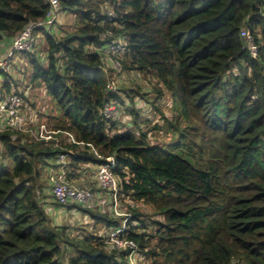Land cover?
<instances>
[{
    "label": "trees",
    "instance_id": "trees-1",
    "mask_svg": "<svg viewBox=\"0 0 264 264\" xmlns=\"http://www.w3.org/2000/svg\"><path fill=\"white\" fill-rule=\"evenodd\" d=\"M56 1L51 28L66 14L74 22L60 36L41 29L36 50L21 54L31 82L18 87L10 66L0 72L1 94L18 95L23 108L33 82L44 89L52 113L32 117L61 137L55 147L54 138L38 140L0 123V264H129L127 252L111 250L104 239L121 218L77 208L94 229L102 227L101 237L72 235L51 222L44 171L68 151L69 182L84 165L114 159L119 195L135 204L126 206L125 234L143 263L264 264V0ZM49 8L47 0H0V46L44 21ZM241 32L253 39L255 57ZM113 38L126 45L123 70L156 80L152 113L170 97L164 125L141 122L127 96L132 128H118L125 97L106 89L102 67L110 70L96 52ZM110 102L117 111L105 119ZM34 120L29 127L37 132Z\"/></svg>",
    "mask_w": 264,
    "mask_h": 264
},
{
    "label": "built area",
    "instance_id": "built-area-1",
    "mask_svg": "<svg viewBox=\"0 0 264 264\" xmlns=\"http://www.w3.org/2000/svg\"><path fill=\"white\" fill-rule=\"evenodd\" d=\"M49 4V11L46 14L44 21L29 25L25 27L10 44L7 51L0 56V72L7 70V67L11 66L14 59L22 56L21 54H30L36 50L38 36L41 34V29L49 30L56 22L57 19V1L47 0ZM107 21L113 20L111 11H107ZM241 37L247 41V47L250 55L255 57L257 54V48L254 45L253 39L248 33L241 32ZM107 38H112V34L107 32L105 35ZM96 52L101 56L102 61L107 67L113 71L108 76L109 81L106 83V89L113 93L116 91V80L112 79L111 76L116 77L119 73L118 67L120 66V60L126 53V45L121 38H113L104 46L96 49ZM102 70L108 73V71L102 67ZM21 98L16 94H7L4 96L0 92V123L3 122V127L14 130L24 131L25 121L20 115L22 112ZM117 111V104L110 102L106 104L102 109V116L105 119L114 117ZM51 139V138H50ZM73 144V142H71ZM81 145V143H74ZM54 146L59 147V142L54 139ZM92 153L97 156L99 155L92 149ZM71 152L60 154L55 159L56 163L54 168L48 175V182L50 185V195L53 200L61 207L66 206H78L86 209H94V203H96L95 195L92 194L88 189L79 186L70 185L66 179V171L68 168V162L70 160ZM115 162L112 157L104 159L102 163L96 169L95 173V186L99 193L107 194L110 200V213L115 217H120V202L119 188L114 174ZM129 216L124 218L127 221ZM127 224L123 223L119 227L109 229L104 236L105 243L111 250L127 252V260L129 264H134L133 259L138 255L137 246L127 239L126 236ZM136 264V263H135Z\"/></svg>",
    "mask_w": 264,
    "mask_h": 264
},
{
    "label": "rangeland",
    "instance_id": "rangeland-1",
    "mask_svg": "<svg viewBox=\"0 0 264 264\" xmlns=\"http://www.w3.org/2000/svg\"><path fill=\"white\" fill-rule=\"evenodd\" d=\"M107 7H112L110 6H106L105 9ZM63 17H66L63 19V21H60V26L57 27L56 32H53L50 34L52 36H60L63 33L62 32H68L70 29V26L72 25V23L74 22L73 18L71 19L70 15L66 14ZM69 18V19H68ZM62 31V32H61ZM48 32V33H49ZM43 35V34H42ZM41 34L38 36V39H40ZM42 45L43 47L46 45V39H44L42 37ZM39 48V51H42V48ZM38 58H42V55H38ZM122 60V58H121ZM11 67V66H10ZM30 68L31 65L27 63H20V67L17 68V66H15L12 69V77L15 80V83L17 84L18 87H22V86H27L29 82H31V76H30ZM27 70H29V72H27ZM110 72H108V76H110L113 71H111V69L109 68ZM118 71L119 73L117 74L116 77L111 76L112 79L116 80V86L117 88H119V93L121 98H124V108H120L119 109V114L117 117V122H118V128L120 130H124V129H130L132 128L131 124V118L128 115L126 110H129L130 108V104L128 102V98L127 96L133 98V107L138 110L141 114V122H144L146 119H148L149 122V127L152 125H164L166 123V119L169 120L171 119L172 113L171 110L169 109L170 105H171V99L168 95H165L164 98H162L160 101H158L155 106H156V113H152V109H151V102H154L156 100V93L154 88L157 86L156 85V80H154L151 76L149 75H144L141 73H138L136 71L133 72H129L127 70H123L121 68V64L118 67ZM32 84V83H31ZM33 91V93H32ZM28 98V99H27ZM27 98L24 104V110H23V114L20 115L21 118L24 119L25 121V126H24V131L21 132H30L32 134V136H34L36 139L38 140H49L50 138H54L55 140H57V142H61V137H58L56 135V132L54 131H50L46 125L40 124L43 123V119L41 120H34V118L32 116L35 115L36 112H40L41 115L42 114H46L49 111L52 113V109H51V102L50 99L47 97V95L44 93V89L41 88L40 86L37 85V83L33 82V86L30 90V92H28L27 94ZM29 100V102H28ZM32 104V105H31ZM127 106V107H126ZM36 111V112H35ZM31 115V122L30 124H33V120L36 124H40L37 127V132H35L34 129H32V127H29L30 124H28V120H27V116ZM146 118V119H145ZM142 128L144 130H148V127H146L145 125L142 126ZM38 134V135H37ZM154 133L152 132L151 135H153ZM160 137H158V140L163 141V139H165L166 135L163 133V130L161 132L160 135H158ZM70 141V138H68ZM65 142L67 143L68 140L65 139ZM86 168L85 165L82 167L81 172L83 173L85 170H91V169H83ZM51 172V171H50ZM49 172V173H50ZM48 174V173H47ZM79 177V175H78ZM90 179L87 180L88 182L92 181L91 176H88ZM116 184H117V188H119L118 183L119 181L117 179H115ZM70 185L73 186H80L83 188L88 189L93 195L94 194H98V190L96 189V187L94 186V184H86V183H72V182H68ZM49 184V183H48ZM120 197L119 198V202H120V217H116V219H122V223L127 224L126 221H124L123 219L126 218V216H129V213L127 211L126 206H130V207H134L135 204L131 201H129L127 198H123ZM48 202H50V199H48ZM52 203V202H51ZM55 202L53 201V203L51 204L52 211L50 212L49 218L51 220V222L56 225V226H60L61 228L65 227L68 228V233L75 235L78 234L79 235V231H86V233H92L97 237H101L104 236L103 235V229L100 226L99 229H94L93 223L92 221H89V219L82 213L80 212L77 208L80 207H76V208H71V207H65V208H61L58 207L54 204ZM96 206V205H95ZM105 209L102 208V213H105L104 211H106L108 214L110 213V205H104ZM97 209H100L99 207H96ZM108 208V209H107ZM136 208H138L140 211H144L146 214L149 213L148 208L138 204L136 206ZM82 209V207H81ZM101 210V209H100ZM106 213V214H107ZM130 218V217H129ZM149 225V224H148ZM147 230L146 232H151L152 226L150 227L147 226ZM84 233V232H83ZM133 263L135 264L136 261L139 262V264H145L142 262V258H140V256L135 257L133 260ZM137 264V263H136Z\"/></svg>",
    "mask_w": 264,
    "mask_h": 264
},
{
    "label": "crops",
    "instance_id": "crops-1",
    "mask_svg": "<svg viewBox=\"0 0 264 264\" xmlns=\"http://www.w3.org/2000/svg\"><path fill=\"white\" fill-rule=\"evenodd\" d=\"M60 26V25H59ZM57 26V27H59ZM56 29V26H54L53 28H51L49 31H52L54 32L53 30ZM51 32V33H52ZM50 34V32H49ZM10 47V42L9 40L8 41H5L4 44H2L0 46V55L2 56L6 51L7 49ZM20 63H26L25 60H22V58H17V59H14L13 62L11 63V67L12 69L17 66V68L20 67ZM12 71V70H11ZM31 71V70H30ZM27 72H29V70H27ZM86 168H83V169H91V170H85L83 173L81 172V170L79 171H76L75 173L77 174V178H75L74 181H71L72 183H76V182H79L80 184L81 183H86V184H94L95 186V173H96V169L98 168V165H93V164H88L87 166H85ZM48 170L44 171L46 173L49 174V172H47ZM75 174V175H76ZM79 175V177H78ZM88 176H91L92 178V181L88 182L87 180H89L90 178ZM80 187V186H79ZM96 187V186H95ZM83 188V187H82ZM97 189V188H96ZM95 200H96V203H94V207H99L100 209H97L98 211H101L102 212V208L105 209V206L104 205H110V200H109V197L107 194H104V193H99L98 191V194L95 195ZM96 205V206H95ZM108 209V208H107ZM105 213H107L106 211H104ZM112 215V214H110Z\"/></svg>",
    "mask_w": 264,
    "mask_h": 264
},
{
    "label": "clouds",
    "instance_id": "clouds-1",
    "mask_svg": "<svg viewBox=\"0 0 264 264\" xmlns=\"http://www.w3.org/2000/svg\"><path fill=\"white\" fill-rule=\"evenodd\" d=\"M69 163V162H68ZM101 165V164H100ZM52 171V170H51ZM49 175V174H48ZM50 186V185H49Z\"/></svg>",
    "mask_w": 264,
    "mask_h": 264
}]
</instances>
